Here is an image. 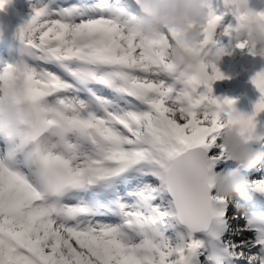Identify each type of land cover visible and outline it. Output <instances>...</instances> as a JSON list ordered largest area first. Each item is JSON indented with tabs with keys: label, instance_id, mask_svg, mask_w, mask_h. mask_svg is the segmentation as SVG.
Listing matches in <instances>:
<instances>
[{
	"label": "snow or ice",
	"instance_id": "6c2138e0",
	"mask_svg": "<svg viewBox=\"0 0 264 264\" xmlns=\"http://www.w3.org/2000/svg\"><path fill=\"white\" fill-rule=\"evenodd\" d=\"M223 2L206 6L203 46L232 12L220 34L245 48ZM30 7L26 68L0 66V84L22 81L17 124L0 132V264H264V214L211 191L233 122L219 108L236 102L213 95L218 66H177L176 34L138 28L120 0ZM252 82L261 96L237 122L255 130L264 70ZM251 185L264 192V176Z\"/></svg>",
	"mask_w": 264,
	"mask_h": 264
},
{
	"label": "clouds",
	"instance_id": "9594fccd",
	"mask_svg": "<svg viewBox=\"0 0 264 264\" xmlns=\"http://www.w3.org/2000/svg\"><path fill=\"white\" fill-rule=\"evenodd\" d=\"M209 3L211 0H135L139 16H133L134 23L146 31L163 28L169 33H175L177 43L173 46L170 59L177 66L187 67L207 59L214 62L225 78H228L232 69L222 71L219 65L223 57L230 53L223 46H203L205 38L202 24L207 19L206 6ZM233 7L241 16L237 37L246 42L245 47L252 56L264 60V17L255 15L256 11L249 7L248 0H233ZM3 34L4 28L0 25V37ZM198 46L203 47L194 54L191 49ZM17 53L14 63L19 73L27 66L22 42L19 43ZM21 84L19 76L16 80L5 79L0 84V132L11 130L17 124L15 107L22 100ZM219 111L226 120L230 118L233 121L226 123L220 136V145L226 156L245 168L256 166L264 159V150L251 144L255 130L242 128L237 122L241 112L235 108V104L221 105ZM211 179L215 188L214 195L233 203L241 210L245 207L241 201L248 202L252 199L249 178L236 169L214 171Z\"/></svg>",
	"mask_w": 264,
	"mask_h": 264
},
{
	"label": "bare ground",
	"instance_id": "6f19581e",
	"mask_svg": "<svg viewBox=\"0 0 264 264\" xmlns=\"http://www.w3.org/2000/svg\"><path fill=\"white\" fill-rule=\"evenodd\" d=\"M225 57H226V56L223 57V61H222V63L226 62ZM206 61H207V59H206ZM239 80H240V79H239ZM216 151H220V149H219V148H216ZM227 159H228V158H227ZM227 159H226V160H227ZM223 161H225V160H223ZM221 162H222V161H221ZM221 162H220V163H221ZM214 171H219V170H218L217 167H215V168H214ZM214 193H215V191L213 192V194H214Z\"/></svg>",
	"mask_w": 264,
	"mask_h": 264
},
{
	"label": "rangeland",
	"instance_id": "374dc122",
	"mask_svg": "<svg viewBox=\"0 0 264 264\" xmlns=\"http://www.w3.org/2000/svg\"><path fill=\"white\" fill-rule=\"evenodd\" d=\"M250 191V190H249ZM230 203V202H229Z\"/></svg>",
	"mask_w": 264,
	"mask_h": 264
}]
</instances>
